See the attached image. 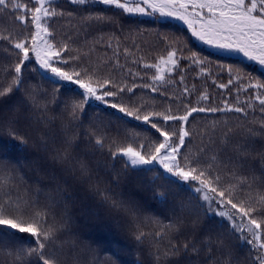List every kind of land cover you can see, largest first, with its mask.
I'll return each mask as SVG.
<instances>
[{"label":"snow or ice","instance_id":"1","mask_svg":"<svg viewBox=\"0 0 264 264\" xmlns=\"http://www.w3.org/2000/svg\"><path fill=\"white\" fill-rule=\"evenodd\" d=\"M88 2L69 0L81 6ZM92 2L118 9L115 16L175 20L185 26V31L160 37L164 54L157 62L143 65L155 69L151 83L143 79L145 73L141 83L129 86L113 79L120 67L118 50L114 62H101L96 67L90 66L84 56L66 55L69 42L83 39L87 43L91 30L102 33L105 26L115 23L114 19L91 13L81 16L83 25L73 24L65 42L60 43L55 25L65 14L71 17L72 12L58 11L53 0H0V13L12 18V24L0 31V73L4 79L0 84V137H7V141H0V233L14 241L0 245V255L9 258L7 264H99L92 242L75 228L71 202L76 196L67 187L71 178L87 191L97 207L118 224L123 222L138 245H148V256L154 264L161 260L167 264L170 258L180 255L197 258L189 264H201L202 255L203 264H242L237 255L241 246L249 248L245 260L264 264V116L256 127L254 115L247 120V103L211 106L206 103L211 96L204 92L198 93L199 103L193 104L186 85L181 97L168 96V89L160 86L175 81L172 73L179 75L183 84L181 69L190 68L197 76L211 78L220 89L230 92L234 87L237 94L254 92L264 113V79H256L241 66L224 64L216 65L214 74L207 57L187 48L194 38L213 49L214 54H235L242 61L255 63L264 73V0ZM107 47L111 48V43ZM124 54H128L127 48ZM30 71L51 83L56 93L63 89V98L54 93L48 99L47 93L37 92L39 85L29 90ZM223 74L227 80L219 82ZM130 75L135 78L131 71ZM138 87L165 96L169 106L149 110L145 102L136 103ZM125 98L127 103L123 102ZM93 102L122 114L105 113L115 115L123 129L113 135L112 129L101 131L90 123V131L83 136L77 134L74 129L84 127L86 108ZM177 103L179 106L174 108ZM51 104L61 110L59 128L54 123L56 115L49 117ZM227 113L241 114L236 119L245 122L233 127L225 121L223 126L214 124L193 131L198 116L218 121L219 114ZM22 121L36 131L37 140L32 143L47 154L35 157L30 164L16 156L18 149L23 151L29 146L28 136L19 130ZM144 133L148 138H142ZM81 139L87 141L85 146L93 156L99 157L95 167L74 154ZM196 141L198 144L192 148ZM42 160L59 170V175L56 168L51 170L47 185L40 179L29 181L23 175L25 165H29L37 176H44ZM117 164L122 166L119 171ZM129 172H158L170 186L171 201L164 193L154 192L153 197L170 213L163 230H144V206L121 189ZM21 185L26 186L23 195ZM200 216L209 217V224H218L215 236L205 232L196 237ZM216 217L220 218L218 222ZM181 237L183 244L179 243Z\"/></svg>","mask_w":264,"mask_h":264},{"label":"trees","instance_id":"2","mask_svg":"<svg viewBox=\"0 0 264 264\" xmlns=\"http://www.w3.org/2000/svg\"><path fill=\"white\" fill-rule=\"evenodd\" d=\"M19 2H24V0H19ZM34 2V0H33ZM54 5L59 6L58 11L63 9L65 13L72 12L73 15L68 17L65 14L64 17L59 18L55 25L56 30V40L57 42L64 43L65 37L71 32L73 24L76 26L83 25L84 21L81 20V16L87 17L89 13L92 15H107L108 17L114 19L115 23L113 25L105 26L102 33L95 32L91 30L87 39V43H84L83 39L77 41L75 44L69 42V50L66 53L68 56H84L86 62L92 66L96 67L98 63L101 62H114L117 59L116 52L119 51V62L120 67L117 68L113 79L118 82H127L129 86L132 83H141V75L147 73L143 76V79L151 83V75L155 73V69L144 68V63H155L158 58L164 54V46L161 43L160 37L162 35H174L177 33H183L185 28L174 22L167 20H159L157 18H140L136 16H115L119 10L115 8H110L100 4H94L92 1L86 5H73L69 3V0H53ZM87 8L89 11H77ZM103 10V11H101ZM56 19V18H54ZM71 22V23H70ZM12 24V18L6 14L0 13V31H3L6 26ZM122 29V30H121ZM83 36V33H81ZM103 36L101 41L100 37ZM111 43L112 47L108 48L107 45ZM183 43V41H182ZM128 49V54H124V49ZM187 48H191L193 51H197L201 56H205L211 61L210 68L215 74L216 65H233L241 66L244 70L256 79H264V73H262L256 66L242 61L240 58H233L228 56H222L214 54L213 52L207 50L206 48L198 45L193 38L187 43ZM91 49V51H89ZM90 57V58H89ZM135 61V62H134ZM0 62H3V58H0ZM131 73L135 74L133 78ZM29 80L27 82V87L29 90L37 88V92L41 95L47 93L48 99H51L56 90L53 88L51 83H47L42 80L39 75L34 72H29ZM175 77V81H170L168 84L160 85L161 87L168 89V96L181 97L183 96V89L186 85L192 92V95L188 97L192 100L193 104L199 103L198 93L203 94L207 92L211 96V100L206 103H210L211 106L223 105L227 102L229 105H239L244 106L245 103L249 105L248 112L250 115L247 117L248 121L253 119V115L257 119L256 127H259V118L264 116V113L260 112V105L257 100H255V93L252 94L245 93L241 91L237 94L236 89L232 87L229 92L228 89H220L212 84V79H205L203 76H197L193 69H181V75L184 76V83L181 84L179 75L175 73L171 74ZM227 76L223 74V79L219 82H226ZM4 83L3 73H0V84ZM193 85L195 87H193ZM63 89L59 90L57 95L63 98ZM136 92L139 94L135 97V102L140 103L145 102L149 110H163L167 108L168 102L166 97L159 95L158 93H151L150 90L138 87ZM127 103V99L123 101ZM178 103L174 104L173 107H178ZM49 117L53 114L56 115V120L54 121L55 126L59 128L60 125V112L58 105L51 104ZM181 110H183L181 108ZM112 112L115 115H122L116 113V110L108 109L104 106L99 105V102H93L91 107L86 108L87 119L84 120L83 128H75L74 131L83 136L87 131H90L89 124H93L99 127L101 131L105 128L112 129V134H115L117 129H123L120 121L115 118V115L109 116L105 113ZM204 116L205 114H199ZM220 120L214 121L211 118L200 119L199 116L197 120L193 123V131L198 129H203L211 127L214 124L223 126L225 121L227 124L235 127L237 125L243 124L245 121L243 119L237 120L238 113H227L219 114ZM19 130L22 134L28 136L29 146L23 150L16 151V156L21 160L31 161L37 156H46L47 154L40 151L32 141L37 140L36 131L32 128L26 126L22 121ZM44 131V129H41ZM142 138H148V134H142ZM122 139V138H121ZM0 141H7V137H0ZM12 143L18 144V141H12ZM38 143V141H37ZM87 141L81 139L78 142V147L75 151V155L80 158L86 159V161L95 167V159H99L98 156H93L92 150L87 148ZM198 144V141L194 143L191 147L194 148ZM41 169L45 173L44 176H37L35 169L31 168L29 165H25L23 170V175L29 181H35L40 179L41 183L47 185L49 183L48 174L53 168L57 169V175H59L58 166L51 164L47 161H41ZM119 171L122 167L121 165H116ZM162 171V170H161ZM257 172L259 169L257 168ZM101 175H103V170H101ZM64 179V177H61ZM25 185H21L20 194H24ZM67 187L71 189L76 199L72 203L71 211L74 214L75 228L81 235L87 237L93 245L94 254L99 257V264H154V262L148 256V245H138L133 239L128 227L123 223H117V221L110 217L104 209L99 208L95 205V202L91 200L89 194L86 190L82 189L80 185L75 184L71 178H68ZM121 189L125 194H131L145 208V219H144V230L146 232L155 233L156 231L163 230L165 226L169 223L170 213L165 205H161L156 202L154 197V192L168 194V199L171 201L172 195L170 194V186L166 183L165 179L160 177L158 172H147L137 174L134 172H129L127 181L121 185ZM171 192H175L174 188H171ZM0 197H3V192H0ZM211 215V214H210ZM209 217L200 216L196 226V237L199 238L205 232H210L215 236L218 232V224H209ZM215 220L218 222L219 217ZM3 226H0L2 228ZM5 231H11L5 229ZM26 235V234H19ZM180 244L184 243L183 237L179 240ZM233 243H239L234 241ZM11 245L14 241L9 237L0 233V245ZM249 248L247 246H241L237 249V255L241 259L242 264H252L251 258L245 260L248 257ZM8 257L6 255H0V264H7ZM194 256H184L180 255L177 257H172L168 260L167 264H189L190 260H196ZM205 257L202 255L199 257L201 264H203ZM160 264H165L164 260L160 261ZM258 264V261L255 262Z\"/></svg>","mask_w":264,"mask_h":264},{"label":"rangeland","instance_id":"3","mask_svg":"<svg viewBox=\"0 0 264 264\" xmlns=\"http://www.w3.org/2000/svg\"><path fill=\"white\" fill-rule=\"evenodd\" d=\"M90 1H92V0H90ZM136 17H140V18H157V19H159V20H163V19H160V18H158V17H144V16H136ZM167 21H171V22H174V23H176V24H178V25H181L182 27H184L185 28V26H183L182 25V23H180V22H176L175 20H171V19H169V20H167ZM193 40L195 41V39L193 38ZM196 42V41H195ZM198 45H200V46H202V47H204V48H206L207 50H209V51H211V52H213L214 53V50L213 49H210V48H208L207 46H203V45H201L199 42H196ZM218 55H222V56H228V57H233V58H240L241 59V57H239V56H237V55H235V54H233V55H227V54H218ZM247 62V61H246ZM248 63H250V64H252V65H254V66H256L259 70H260V68H259V66L258 65H256L255 63H251V62H248Z\"/></svg>","mask_w":264,"mask_h":264}]
</instances>
